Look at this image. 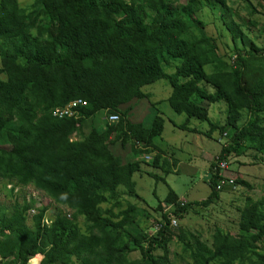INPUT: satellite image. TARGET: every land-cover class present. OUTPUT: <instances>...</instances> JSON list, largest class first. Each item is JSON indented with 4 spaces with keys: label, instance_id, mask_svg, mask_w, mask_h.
<instances>
[{
    "label": "trees",
    "instance_id": "obj_1",
    "mask_svg": "<svg viewBox=\"0 0 264 264\" xmlns=\"http://www.w3.org/2000/svg\"><path fill=\"white\" fill-rule=\"evenodd\" d=\"M241 1L257 13L251 0ZM217 8L221 19L233 14L229 0H35L28 9L0 0V186L12 185V196L16 188L34 187L58 207L50 214L47 203L30 216L34 201L25 195L11 207L0 203L1 264H29L37 255L40 264H170L171 216L182 219L189 203L170 189L158 208H175L162 214L153 236L137 225L135 204L114 212L122 206L119 187L138 196L139 157L158 150L154 140L164 119L157 116L148 128L129 116L135 101L149 99L143 88L159 80L172 87L171 108L186 115L180 129L195 133L189 123L198 120L208 122L211 133L231 132L210 168L211 193L197 206L220 199L219 162L250 150L264 158V49L254 43L240 48L236 40L244 37L231 29L229 63L200 17ZM79 99L87 105L75 108L76 117L54 116ZM217 103L226 105V125L210 120L209 107ZM100 112L120 120L100 124ZM116 144L128 147L132 158ZM160 160L155 155L150 164ZM263 207L264 199H247L238 237L217 232L213 248L198 238L185 244V264H264L258 252ZM46 214L49 227L42 226Z\"/></svg>",
    "mask_w": 264,
    "mask_h": 264
},
{
    "label": "rangeland",
    "instance_id": "obj_2",
    "mask_svg": "<svg viewBox=\"0 0 264 264\" xmlns=\"http://www.w3.org/2000/svg\"><path fill=\"white\" fill-rule=\"evenodd\" d=\"M34 1L18 0V3L21 8L28 9ZM179 2H183V0H179ZM251 2L257 9V13L251 14L250 9L241 0H229L233 14H227L223 19H221L219 8L213 12L206 10L200 14V17L208 22L206 31L208 35L215 38L218 53L224 55L229 63L232 62L234 53L231 29L241 32L244 37L245 43L241 40L242 38L236 40L235 44L240 48H243V44L249 46L254 43L264 49V3L261 0H251ZM248 20L253 21L249 27L246 25ZM243 30L244 32H242ZM207 70L209 71V68ZM172 71L173 69L168 70L169 73ZM143 91L149 95V99L136 102L138 104L133 107L129 119L139 121L148 128L152 126L157 116L164 119V131L160 137L154 140L160 149L161 156H163V158L161 157V167L157 169L145 166L141 173L143 176L140 177V173H137L133 177V181L136 183L137 197L130 195L124 186L119 187L122 206L115 209L114 212L126 209L129 204H135L138 207L137 225L141 226L146 234L153 236L162 214L171 213L175 208L173 205L165 204H163V210L158 208L159 202H164L170 188L173 189L180 198L189 203L190 208L182 219L175 217L178 220V226L172 228L175 236L169 244V259L170 264H185L187 258L184 254V245L193 244L194 238H198L208 247L213 248L214 235L217 232L223 235L231 234L234 237L241 235L242 211L247 199L251 198L254 201L264 199V158L261 159V156L252 150L243 156L231 155L228 160L229 171H233V176L245 181L250 187L237 182L235 186L227 187L221 191L220 199L215 204L207 208L197 206L196 203L207 199L211 193L210 168L220 156L222 149L230 143L231 132L226 131L229 133L227 137L222 135L224 132L220 130L211 133L209 123L198 120L191 121V124H194L192 129L197 132L180 129L179 125L186 121V115L178 114L171 108L168 98L172 93V87L166 79L145 86ZM226 110L224 103L212 104L209 111L212 123L226 125ZM105 117V112H100L97 114L96 120L103 124ZM247 120L248 118L245 116L243 123ZM9 148L12 149V145ZM128 153L132 155V152ZM148 154H151L154 159L152 153ZM173 162L176 165H173ZM165 168L172 171L169 170L171 172L167 174L164 171ZM8 189L7 186L6 190H2L0 186V203L11 207L15 201L22 202V195H25L29 202L40 199V203L43 201L52 203L50 214L56 213L55 208L58 207L34 187L16 188L14 196L9 193ZM182 202L184 201L182 200ZM103 207L108 208L106 205ZM80 221L83 222L82 219ZM28 224H32L31 218H29ZM127 239L124 238L123 243ZM258 252L264 253V243L258 245ZM156 255H163V251H156ZM131 257L138 259L140 253L133 252Z\"/></svg>",
    "mask_w": 264,
    "mask_h": 264
},
{
    "label": "built area",
    "instance_id": "obj_3",
    "mask_svg": "<svg viewBox=\"0 0 264 264\" xmlns=\"http://www.w3.org/2000/svg\"><path fill=\"white\" fill-rule=\"evenodd\" d=\"M86 105H87V103L85 101L79 99V100H76V101L70 103L65 108L56 109L53 114H54V116H56L58 118L76 117L77 111L75 110V108H77L78 106H86ZM105 120H107L109 123H117V122H119L120 118L118 115L112 114V115H106ZM143 160L145 162H151L153 160V157L151 154H145L143 156ZM217 168H219L221 170V175L223 176V179L219 182V184L217 186V190L221 191L227 187L235 186L236 178L229 176L227 174V172L229 171L228 160L219 162L218 167H216L214 170H216ZM8 187H9V189H11L12 185H8ZM33 201H34V207L29 211L30 216H34L37 213L38 209L42 208L43 206H45L47 204L44 201L42 203H40V199L39 200H33ZM183 203H186V202H183ZM47 214L45 215V217L42 221L43 227H49L52 224V221H51L49 215H47ZM177 226H178V220L174 216H171V228H176ZM161 227H162L161 225H157L156 231L159 230ZM42 258H43L42 255H37L32 260H30L29 264H40ZM35 259H38V261L36 263H32V261ZM1 261H2V258L0 257V264H1Z\"/></svg>",
    "mask_w": 264,
    "mask_h": 264
},
{
    "label": "crops",
    "instance_id": "obj_4",
    "mask_svg": "<svg viewBox=\"0 0 264 264\" xmlns=\"http://www.w3.org/2000/svg\"><path fill=\"white\" fill-rule=\"evenodd\" d=\"M137 102H139V101H137ZM134 104H135V105H134ZM137 104H138V103H136V101H135V102L133 103V107L136 106ZM210 107H211V106H210ZM210 107H209V111H210ZM191 121H192V120H191ZM191 121H190V126H189V127H190V128H194V126H193L194 124H193V123L191 124ZM135 122H136V123H140L139 121H135ZM155 145H156V144H155ZM156 147H157L158 150H153V153H152V154H153L154 156H155V155H158V154L162 155V154L160 153V149L158 148L157 145H156ZM115 148H116L117 152L120 153V154H122L123 157H126L127 160L130 159V158H132V156L128 153V152L130 151V149H127L128 147H127L126 149L123 150V149L121 148L120 144H116V145H115ZM129 157H130V158H129ZM161 157L163 158V156H161ZM139 161L141 162V171H139L138 173H140V177H141V176H143V174H141V173L143 172V169L145 168V166H151V167H153V165L150 164V163L145 162V161L143 160L142 156L139 157ZM161 161H162V160L159 161V165H158L157 167H153V168H157V169L160 168V167H161V166H160ZM173 165H176V164H174V162H173ZM162 167H164V166L162 165ZM169 170H171V169H168V170H166V168L164 169V171H165L166 173H167V171H169ZM171 171H172V170H171ZM171 171H170V172H171ZM175 171H176V167H175ZM170 172H169V173H170ZM144 173H146V171H144ZM169 173H167V174H169ZM136 174H137V173H136ZM136 174H135V175H136ZM148 174H149V173H148ZM227 174H228L229 176L235 177V176H233V171H231V170L228 171ZM135 175H134V176H135ZM235 178H236V177H235ZM170 189H171V188H170ZM172 190H173V189H172ZM173 191H174V190H173ZM174 192H175V191H174ZM136 193H137V192H136ZM175 193H176V192H175ZM137 194H138V193H137ZM176 195L179 197V199H180L181 201L183 200L184 202H186V200L183 199V198H180V196H179L177 193H176Z\"/></svg>",
    "mask_w": 264,
    "mask_h": 264
}]
</instances>
